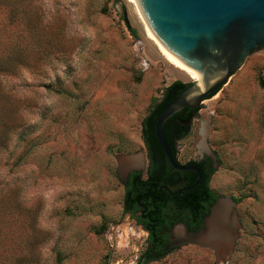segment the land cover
<instances>
[{"label":"rangeland","instance_id":"obj_1","mask_svg":"<svg viewBox=\"0 0 264 264\" xmlns=\"http://www.w3.org/2000/svg\"><path fill=\"white\" fill-rule=\"evenodd\" d=\"M137 6L0 0V264H136L144 250L118 157L147 164L142 119L164 87L192 79L159 53ZM263 78L260 45L176 146L181 164L215 159L209 187L235 201L229 257L173 232L146 264H264Z\"/></svg>","mask_w":264,"mask_h":264},{"label":"water","instance_id":"obj_2","mask_svg":"<svg viewBox=\"0 0 264 264\" xmlns=\"http://www.w3.org/2000/svg\"><path fill=\"white\" fill-rule=\"evenodd\" d=\"M140 8L155 35L166 48L184 63L197 70L203 87L191 80L175 99L159 113L154 124L155 137L171 167L175 170L197 172L194 184L177 190L194 188L201 178L194 164L177 163L163 133V123L184 108H197L207 96L217 93L231 75L240 67L244 58L258 46L264 45V0H138ZM134 159L137 165L123 168V163ZM122 178L133 169L141 168L143 162L136 155L118 157ZM227 206L231 223L232 247L237 237L234 211L235 201L218 197L210 206L199 230L189 233L182 224L177 227L181 236L175 235L177 243L197 241L196 236L220 208ZM176 227V228H177ZM175 231V229H174ZM172 246V245H171Z\"/></svg>","mask_w":264,"mask_h":264},{"label":"trees","instance_id":"obj_3","mask_svg":"<svg viewBox=\"0 0 264 264\" xmlns=\"http://www.w3.org/2000/svg\"><path fill=\"white\" fill-rule=\"evenodd\" d=\"M190 84L191 82L175 80L164 87L160 98L153 102L141 121L142 139L150 165L144 178L139 174L131 176L128 185L124 187L123 197V211L131 215L139 212L135 216L136 221L148 230L147 244L136 264L158 260L170 251L164 248L165 236L161 234L166 224L181 220L188 228L200 229L210 206L219 197L210 189L208 180L206 182L200 180L194 188L182 191L180 195L177 193L172 195L167 190L168 188L176 192L180 188L194 184L197 180L194 171H179L171 167L154 133V124L159 113ZM260 84H264V78L260 79ZM211 96L213 95L206 98ZM197 111L198 108H184L163 123V133L175 160L177 149L174 138L181 140L188 136L191 127L190 117H195ZM189 163L199 165L196 162Z\"/></svg>","mask_w":264,"mask_h":264},{"label":"bare ground","instance_id":"obj_4","mask_svg":"<svg viewBox=\"0 0 264 264\" xmlns=\"http://www.w3.org/2000/svg\"><path fill=\"white\" fill-rule=\"evenodd\" d=\"M128 1L138 5L137 7H140L138 0ZM141 13L142 16H144L142 10ZM143 19L145 21L147 36L155 45L163 58L167 60L171 65L188 75L193 81L197 83L198 87H203L204 83L201 81L200 75L198 74L197 70L190 67L180 58L170 52L162 43V41L155 35L145 16ZM135 165H137V161L131 159L123 163V168L132 167ZM227 209V206H224L223 208H220L215 214L210 216V218H207L204 229L195 238L204 246L212 247L216 251L218 257L222 260L228 258L230 253L232 252V244L230 240V230L232 222L228 219ZM174 234L177 236L182 235L178 227L175 228Z\"/></svg>","mask_w":264,"mask_h":264},{"label":"flooded vegetation","instance_id":"obj_5","mask_svg":"<svg viewBox=\"0 0 264 264\" xmlns=\"http://www.w3.org/2000/svg\"><path fill=\"white\" fill-rule=\"evenodd\" d=\"M191 119H193V117H190V122H191ZM184 124L186 125V122H184ZM191 128V127H190ZM175 139V143H176V145H175V147L177 146V142L178 141H180V140H176V138H174ZM146 153H147V151H146ZM176 155H177V153H176ZM147 159H148V162H147V164L145 165V163H143V166L141 167V168H135V169H133V170H131L126 176H125V178H122V181H123V187H125L126 185H128V182H129V180L131 179V176H136L137 174H139L142 178H144L145 176H146V174H147V171H148V166L150 165V159H149V157H148V155H147ZM176 160H177V157H176ZM177 162H178V160H177ZM189 162H196V163H198L199 165H195V166H197L198 168H199V170H200V173H201V178H200V180H202V181H207L208 180V185H209V178H210V176H211V171H213V166H214V163H215V159H214V157L212 156V155H210L208 152H204L203 153V155L200 157V158H198L197 160H194V161H189ZM189 162H187V163H184V164H190ZM179 163V162H178ZM181 164V163H180ZM191 164H193V163H191ZM184 171H192V170H184ZM195 172V171H194ZM196 174H197V172H195ZM199 180V181H200ZM162 187H164V188H167V187H165V186H162ZM184 188V187H183ZM183 188H180V189H183ZM180 189H178V190H180ZM167 190L172 194L173 193V191H170L168 188H167ZM182 191H185V190H182ZM181 191V192H182ZM180 192V193H181ZM180 193L178 194V195H180ZM176 194V193H175ZM175 194H172V195H175ZM125 213H127L133 220H134V222H135V224L137 225V226H139V227H141V229H143L144 231H146V233H147V238H148V230H146L145 228H144V226H143V224H140V223H138L137 221H136V218H135V216L136 215H138V213L139 212H135L133 215H131L129 212H125ZM208 216V212H207V214H206V216L205 217H207ZM204 217V218H205ZM204 218H203V220H204ZM202 223H203V221H202ZM202 223H201V226H202ZM179 224H182L184 227H185V229H186V231L187 232H189V233H193V232H195V231H197V230H199V229H196V228H193V229H191V228H188V226L183 222V221H181V220H176V221H174L173 223H168V224H166L165 226H164V228L161 230V234L163 235V236H165V240H164V248L165 249H171L170 248V244H171V235L173 234V232H174V229L179 225ZM147 238H146V242H145V246H146V244H147Z\"/></svg>","mask_w":264,"mask_h":264}]
</instances>
